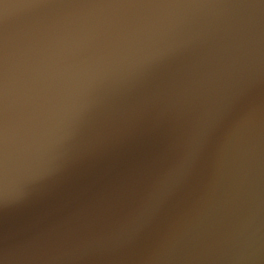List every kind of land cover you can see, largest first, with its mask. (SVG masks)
<instances>
[{
  "label": "clouds",
  "instance_id": "clouds-1",
  "mask_svg": "<svg viewBox=\"0 0 264 264\" xmlns=\"http://www.w3.org/2000/svg\"><path fill=\"white\" fill-rule=\"evenodd\" d=\"M0 264H264V0H0Z\"/></svg>",
  "mask_w": 264,
  "mask_h": 264
}]
</instances>
